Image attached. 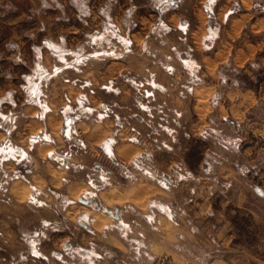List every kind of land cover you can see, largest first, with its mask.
I'll list each match as a JSON object with an SVG mask.
<instances>
[{"label": "crops", "instance_id": "0c3cea01", "mask_svg": "<svg viewBox=\"0 0 264 264\" xmlns=\"http://www.w3.org/2000/svg\"><path fill=\"white\" fill-rule=\"evenodd\" d=\"M170 2L156 3L153 29L165 31L166 36L181 32L183 40L185 36L182 59H185V72L196 66L191 53L200 50L212 51L204 58H211L216 68L214 75H207L205 66L203 71L199 68L196 76L200 82L191 90L197 87L206 93L209 109L204 113L192 109L193 119L183 125L187 138L196 136L204 142L205 151L197 169L191 168L185 159L184 175L174 169L172 176L164 179L167 185L157 179L151 181L155 190L162 192L181 188L180 196L185 197V204L180 206L185 216L181 214L179 220L176 204L171 200L154 209L150 204L149 212L163 216L174 234H160L158 227L151 224L147 227L151 235L144 238L147 249L151 256L170 255L181 259L183 264H264V0H200L204 17L201 15L195 22L185 15L175 27L163 20ZM107 3L103 1L95 14L93 0H0L2 177L8 179L15 173L18 183L26 184V178H35L38 184L48 182L54 188L62 184L75 189L87 183L84 171H91L98 155L107 154V150H112L113 158L119 163L142 157V143L119 142L120 132L116 134L118 140L113 138V121L109 116L94 117L98 107L103 113H115V101L104 99V95L116 92L115 89L118 94L124 93L125 88L122 92L123 87L116 85L120 74H104L97 81L100 85H95L88 76L93 61L95 58L118 61L132 55V50L123 52L126 43L122 36L119 37L123 41L117 42L119 47L114 46L118 53L110 52L107 44L95 55L94 34L104 35L110 30L118 35L124 33L115 23H110ZM95 17L101 20V30H94ZM79 34L89 38V42L79 43ZM167 37L160 42L161 47L178 50L177 43H169ZM1 49L16 52V59L2 56ZM165 64L168 66L169 62ZM227 68L232 71L230 75L226 74ZM147 75L146 81H156V73L149 71ZM137 79L140 77L124 81L141 82ZM189 82V77L185 78L187 89ZM111 86L114 88L110 91ZM216 96H219L217 103H211ZM116 112L121 113L119 109ZM66 122L70 127L68 135L63 132ZM169 123L163 128H173ZM141 124L137 121L135 128L141 129ZM164 142L168 146L173 141ZM72 144L76 147L67 151L66 145ZM44 151L66 157L65 162L42 155ZM176 177L182 178L180 183L172 181ZM209 180L212 187H206ZM30 184L32 189H39ZM12 189L10 184L8 190L15 197ZM15 199L22 202L19 197ZM83 203L85 206L80 208L86 207L89 212L95 207L91 200ZM115 206L118 214L105 213L117 220L121 229L136 231L142 227L141 212L133 202ZM164 206L169 207L171 215L176 214L178 221L168 218ZM51 221L41 218L45 225L56 223ZM32 237L28 235L27 241ZM133 260V264H141L140 256Z\"/></svg>", "mask_w": 264, "mask_h": 264}, {"label": "rangeland", "instance_id": "374dc122", "mask_svg": "<svg viewBox=\"0 0 264 264\" xmlns=\"http://www.w3.org/2000/svg\"><path fill=\"white\" fill-rule=\"evenodd\" d=\"M103 1L104 4L108 2L110 23H115L124 33L118 35L110 30L104 35L94 34L95 55L101 53L102 46L105 47L107 44H109L110 52L118 53L115 47H119L117 42L123 39L125 40L123 43H126V49L123 52L132 50V55L118 61L112 59L98 61L96 58L93 61L90 67L92 72L88 76L93 78L95 85H100L97 81L104 74H111V76L120 74L116 85L123 87L122 92L125 88L124 93L118 94L115 89L116 92L104 95V99L115 101L117 105L115 113H103L98 107L94 117L102 119L109 116L107 118L113 121V138L118 140L117 133L120 132L119 142L142 143L140 147L143 150L141 154L143 158L138 159L137 156L131 162L119 163L113 158L112 150H107V154L98 155L93 166L95 170L91 168L89 172L84 171L83 178L87 183L80 184L75 189H67L62 184L54 188L48 182L38 184L35 178H26V184L18 183L19 179H16L15 173L8 179L0 174V264H133V257L136 255L141 257V264H183L181 259L170 255L151 256V252L147 249V239L151 235L147 227H151V224L158 227L160 234L165 236L174 234L171 225L163 216L155 212L157 214L155 217V213L149 212L150 204L154 209L155 206L158 207L159 204L163 205L171 200L176 204L174 208L178 211L176 213L179 215V220H182L181 214L185 216V211L183 212L180 206L185 204V197L180 196L181 188L162 192L157 188L155 190L151 181L157 179L161 184L167 185L164 179L171 177L174 169L177 174L179 172L184 175L185 159L190 167L197 169L198 160L205 151L204 142L196 136L187 138L183 125L193 119L192 109L203 113L209 109V97L206 93L197 87L192 91L191 87L200 82L196 76L199 68L203 71L205 66L206 74L214 75L216 63L211 58H204V55L212 51H194L191 55L196 59V66L190 68L189 73L185 72V59L182 60L185 56V36L183 40L181 32H172L167 37L165 31L160 33L153 29L156 22L153 11L159 0ZM103 1L93 0L95 14L98 13ZM199 1L171 0L167 7L169 11L165 13L163 20L171 27L177 26L180 19H185V15L196 22L203 15ZM100 21L95 17L93 24L95 31L101 30ZM119 36L123 39L121 40ZM166 37L169 43H177L176 46L179 49L173 51L161 47L160 42ZM195 38L196 42H199V38ZM78 41L79 43L89 42V38L87 40L85 35L79 34ZM1 52L2 56L12 59L17 57L14 51L1 49ZM118 62L120 64H117ZM125 62L126 68H124ZM166 62H169L168 66ZM146 69H148L147 72ZM193 70L194 72L191 73ZM149 71L156 73V83L146 81ZM231 73L232 71L227 68L226 74ZM234 75L237 80L240 79L238 74L234 73ZM133 77H140L137 80L141 82L124 81ZM187 77L190 79V82L186 83L189 89L185 87ZM114 87L111 86L110 91ZM118 95L122 97L118 98ZM218 100L219 96H216L210 102L217 103ZM100 105L101 103L98 106ZM116 109H119L121 113L116 112ZM137 121L142 122L141 129L135 128ZM166 123L173 124V128H163ZM68 126V123L63 126L65 135L69 134ZM150 126H155V129H151ZM107 132L102 135H106ZM165 140L169 143L173 141L172 145H164ZM151 141L152 144H150ZM69 147L74 148L76 145H66L67 151L70 150ZM52 153L44 151L42 155L47 154L48 158L62 163L60 159L62 155L56 157L57 154ZM48 165L51 169L52 165L50 163ZM181 179L176 177L172 181L180 183ZM31 182L39 187L36 189L40 190V194H37L36 189H32ZM10 184L15 197H19L21 203L16 201L11 195L12 192L8 190ZM212 184L213 182L209 180L206 182V187H212ZM111 191H115L116 195ZM117 195L126 198L118 199ZM85 200L93 202L95 209H89L93 216L86 207L80 208L85 206L83 203ZM131 202L138 207L142 215L140 219L142 227H138L136 231L121 229L118 221L105 213L107 211L113 215L118 214L115 205L124 206ZM48 207L51 209L49 210ZM164 208L168 218L172 217L174 221H178L175 213L172 212L171 215L168 206ZM43 217L50 218L56 223L51 226L45 225L41 222ZM28 235L33 236L30 241H27ZM144 238L147 239L144 240ZM122 239L126 243H123ZM134 239H139L140 242ZM50 252H52L51 257H46L45 255H49Z\"/></svg>", "mask_w": 264, "mask_h": 264}, {"label": "bare ground", "instance_id": "6f19581e", "mask_svg": "<svg viewBox=\"0 0 264 264\" xmlns=\"http://www.w3.org/2000/svg\"><path fill=\"white\" fill-rule=\"evenodd\" d=\"M35 137H36V136H35ZM120 153H121V152H120ZM131 192H132V191H131ZM111 193L116 195L115 191H111ZM133 193H135V191H133ZM136 195H137V194H136ZM117 196H118V197H117L118 199H119V197H120V198H121V197H122V198H126V197H123V196H120V195H117ZM117 198H116V199H117ZM122 198H121V199H122ZM136 198H137V196H136ZM118 199H117V200H118ZM98 220H99V219H98Z\"/></svg>", "mask_w": 264, "mask_h": 264}, {"label": "built area", "instance_id": "2783aa9c", "mask_svg": "<svg viewBox=\"0 0 264 264\" xmlns=\"http://www.w3.org/2000/svg\"><path fill=\"white\" fill-rule=\"evenodd\" d=\"M68 127H69V126H68ZM69 129H70V127H69ZM66 131H68V130H66ZM69 132H70V130H69ZM65 158H66V157H64V156H61V157H60L62 163L65 162Z\"/></svg>", "mask_w": 264, "mask_h": 264}]
</instances>
